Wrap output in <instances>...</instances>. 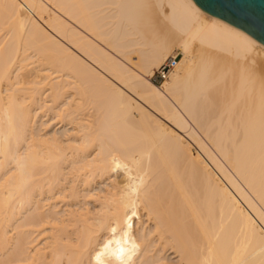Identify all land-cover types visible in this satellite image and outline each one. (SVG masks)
<instances>
[{"label": "bare ground", "instance_id": "bare-ground-1", "mask_svg": "<svg viewBox=\"0 0 264 264\" xmlns=\"http://www.w3.org/2000/svg\"><path fill=\"white\" fill-rule=\"evenodd\" d=\"M168 251L264 264V45L192 0H0V264Z\"/></svg>", "mask_w": 264, "mask_h": 264}, {"label": "water", "instance_id": "water-1", "mask_svg": "<svg viewBox=\"0 0 264 264\" xmlns=\"http://www.w3.org/2000/svg\"><path fill=\"white\" fill-rule=\"evenodd\" d=\"M203 12L264 45V0H192Z\"/></svg>", "mask_w": 264, "mask_h": 264}, {"label": "rangeland", "instance_id": "rangeland-1", "mask_svg": "<svg viewBox=\"0 0 264 264\" xmlns=\"http://www.w3.org/2000/svg\"><path fill=\"white\" fill-rule=\"evenodd\" d=\"M46 119V120H45ZM45 120V121H44ZM39 121V120H38ZM37 121V125H40V123L41 122H47L48 124H50V125H48V128L46 129V132L47 133H53V132H59L60 130H62V125H56V122H55V120H54V122H55V124H54V122H52L53 120L51 119V117L49 118V117H47V118H43L42 120H40L39 122ZM52 122V123H51ZM54 125V126H53ZM56 125V126H55ZM50 126V127H49ZM39 127V126H38ZM194 127V126H193ZM60 129V130H59ZM67 129H68V127H67ZM196 129V128H195ZM59 130V131H58ZM198 131V130H197ZM199 133V132H198ZM180 134L182 135V136H184V138L191 144V153L192 154H194V153H196V152H198V151H200L196 146H195V144H192L193 142H192V140H190L189 138H188V136L184 133V132H180ZM200 135V137H201V134H199ZM186 136V137H185ZM205 141V140H204ZM206 142V141H205ZM201 152H198V154H200ZM200 155H203V154H200ZM204 159H205V157H204V155L202 156ZM206 160V159H205ZM208 162V161H207ZM210 166H211V164H209ZM212 167V166H211ZM213 168V167H212ZM214 169V168H213ZM175 260H176V257L170 252V251H168V252H166L165 253V261H164V264H170V263H172V261L173 262H175Z\"/></svg>", "mask_w": 264, "mask_h": 264}, {"label": "built area", "instance_id": "built-area-1", "mask_svg": "<svg viewBox=\"0 0 264 264\" xmlns=\"http://www.w3.org/2000/svg\"><path fill=\"white\" fill-rule=\"evenodd\" d=\"M179 61V55L176 54L173 57L167 58L161 66L154 70L150 76V81L155 85H161V83L166 79L168 73L176 66Z\"/></svg>", "mask_w": 264, "mask_h": 264}]
</instances>
